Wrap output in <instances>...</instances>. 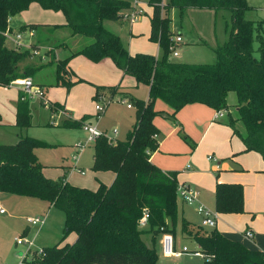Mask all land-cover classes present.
Instances as JSON below:
<instances>
[{
	"label": "trees",
	"instance_id": "1",
	"mask_svg": "<svg viewBox=\"0 0 264 264\" xmlns=\"http://www.w3.org/2000/svg\"><path fill=\"white\" fill-rule=\"evenodd\" d=\"M61 12L64 26L31 24L20 31L47 28L51 32L66 27L72 36L88 39L89 43L70 57L50 64L55 66L56 86L69 90L84 82L67 80V66L72 57L82 56L92 63L110 60L123 76L134 79L136 87H148L146 100L129 94L123 100L135 109V122L124 141L100 138L93 144V172H111L115 175L110 186L99 183L91 191L59 180L46 178L34 150L53 146L30 137H20L13 146H0V193L39 200L64 214V228L59 244L42 249L33 264H160L154 248L142 240L152 236L175 233L178 221L177 174L163 172L150 162L158 148L156 117H170L188 105L199 104L216 112L225 111L227 126L244 145V152L258 153L264 161V21L251 20L252 11L246 0H147L153 9L150 18L149 42L158 44L161 58L148 54L131 55L120 38L108 31L103 23L122 20L132 7L119 0H0V87L7 88L17 79L33 78L44 66L23 67L31 55L5 47L8 19L27 11L30 5ZM171 9L181 17L188 9L225 11L230 16L228 39L214 52L211 64L195 65L171 58ZM35 50V49H34ZM119 87L96 88L94 101L102 110ZM236 96L234 112H229L228 95ZM18 100L16 127L29 128V103ZM105 99V100H104ZM157 101L171 109L170 114L155 110ZM99 111L96 119L101 117ZM78 121L65 120L61 127L80 128ZM241 123L242 130L235 124ZM194 144L191 149H194ZM149 215L147 229L141 228L143 214ZM215 212L219 214L244 213L243 188L238 184H220L215 188ZM167 221L171 223L168 228ZM181 233L192 236L204 256V264H264V253L247 249L216 230L194 229L185 220L180 221ZM74 233L73 244L61 243Z\"/></svg>",
	"mask_w": 264,
	"mask_h": 264
},
{
	"label": "crops",
	"instance_id": "2",
	"mask_svg": "<svg viewBox=\"0 0 264 264\" xmlns=\"http://www.w3.org/2000/svg\"><path fill=\"white\" fill-rule=\"evenodd\" d=\"M135 2H137L136 5H134ZM130 5L135 6L136 10H141L142 14L144 15L149 12L150 20L153 9L147 5V0H134ZM251 8L252 11L246 14V18L251 20H263L260 16H256L254 9L258 11L257 8H254L253 6H251ZM52 12L53 11L41 9L37 4H32L27 11H24L8 19V27L5 34V47L7 49L16 50L19 52L29 51L31 55V57L29 58L30 61L34 59L33 56L39 57L42 50H45V56L42 57V62H40L39 65L33 66L32 63H24L21 65V67H46V64L49 65V60L51 61L52 58H54L56 61L68 58L72 53L79 51L83 46L89 43L88 39L82 38L80 36H72L71 32L70 38L65 40L66 42L49 41L51 37H53V33H55V31L57 30L67 29L68 31H70L66 27L56 29L52 32L44 27L39 28L35 31H20L21 27L31 24L47 25L51 27L64 26V15ZM103 25L105 27V22L103 23ZM170 29L173 32L171 24ZM107 30L110 31L109 29ZM23 34L28 35L27 41L25 43L21 42ZM173 34L174 36L181 37L180 33L173 32ZM149 35L150 31L146 35L147 39L149 38ZM17 44L21 45L19 49H17ZM21 48L23 50H21ZM127 51L131 55L138 52H143V50H133L132 47H129ZM151 54L152 56H154L153 53ZM180 56V52H178V56L173 59L177 61ZM41 69H39L38 71H41ZM67 72L71 77V82H75L77 79L84 81L82 83L73 85L70 90L79 84L86 83L92 84L93 90H95V92L96 88L118 86L119 95L123 96L125 94H129L130 96L139 100H146L148 97V87L143 85H139L136 87L134 79L128 76L124 77L122 72L119 71L110 60H104L100 63H92L82 56L72 57L68 62ZM33 78L32 80L34 85L40 88L39 84L35 83ZM141 86L145 87L146 94L145 96L140 94L141 97H136V92L140 89ZM2 93H10L11 96L9 97L8 104V101H6L4 106L0 105V126L3 127L9 125L16 127V105L18 100L20 99V88L13 84L7 88L0 87V95ZM231 94L232 93L228 95V101L231 103L228 104V108L229 112H234V108L232 109L231 107H234L236 104V96H231ZM55 104H57L66 112L65 116H62V123L66 119H70V121H77L72 120L64 105H61L59 103ZM127 109L135 110L133 107ZM168 110L169 112H162L170 114L171 109L168 108ZM217 113L218 112L204 105L193 104L185 106L178 113H176L175 121L166 116L159 118L156 117L153 121V124L156 129L158 128V133L156 135L158 148L154 153L151 154L150 162L163 172H175L177 174L176 179L179 186L184 185L188 186L190 189H192V187L194 188L193 190L197 193L198 197L196 202L193 205L189 206H193L195 208V213L197 206H203L206 209L215 212V188L218 183L241 185L243 188L244 213L219 214L215 212L217 215L215 228L203 230H216L224 237L232 241L241 243L249 250L264 253V161L258 153L244 152V145L242 141L237 136H235L232 133V130L227 126L226 112H219L222 116L216 119L215 115ZM90 118L91 119L87 121L88 123H91L92 117L90 116ZM49 126H51L49 122L33 124L31 115L30 127L21 130L18 128L21 134L17 136V142L20 137H23L22 132H24L25 130H28L32 127L49 128ZM132 126L133 125H131V127ZM159 133L161 135H159ZM159 136H162L160 140ZM182 136L185 143L181 140ZM193 144L195 147L192 150L191 146ZM50 145H52L53 147L57 146V144ZM190 149L192 151L191 153ZM41 150L42 149H36L34 150V153L39 163L42 165L43 175L46 178L51 179L53 177L45 174L46 166L40 161ZM93 155L94 151L92 145V158L91 165L89 167L90 169L93 165ZM209 156H213L216 159L215 164L207 160ZM80 157L81 155H78L75 160L73 159V164L71 165H65L63 161H61V165L59 167L63 169V174L61 172L62 175L58 178V180L64 177L66 182L71 186L85 188L91 191L97 190L99 183L103 182L102 184H104L105 186H110L113 183L115 175L111 172H107L105 173L106 176H104L101 181H98L97 187H94L93 185H90L89 187H80V185L75 184L73 180L76 177V173H80L83 176L85 175L84 171H82V167L80 166ZM93 174L97 176L103 174V172H93ZM51 180L56 181V179L54 178ZM2 195L10 197L9 199H13L18 205L21 203H28L27 201H25L28 199L24 197H17L7 194ZM30 199L31 198H29V200ZM40 203H42V201ZM43 205L45 208L48 207V209L54 208L52 205H49L45 202H43ZM183 211V204H181L178 198V221L175 225V233H170L175 242V250L180 251L183 247H186L188 251H197L199 250L198 246L193 243V246L190 247V245L187 244L189 240L182 236L184 234H182L180 230V221L185 220L189 223L190 228L194 229L196 227H200V217L196 213L199 218V223L198 225L193 226L187 220V218H185ZM48 213L49 211L46 213V216H48ZM5 214L0 216H5ZM24 221H26V219H24ZM166 223L169 227L171 226V223L169 221H167ZM30 227L31 226L26 222L24 225L18 224L14 230L15 236H27ZM145 227L148 228L147 223L141 226L142 229H147ZM246 231H250L252 233L251 239L245 237ZM71 234H73V237L70 240L73 241H70L71 243H61L60 246H63L64 244L71 245L75 242L76 235L74 233ZM69 236L67 237L68 239ZM162 236L163 234H157L154 236H152L151 234H145L142 236V240L144 241V243L148 247L154 248L158 257V262L160 264H204L203 257L192 256L189 253H184L178 258L163 256L161 246Z\"/></svg>",
	"mask_w": 264,
	"mask_h": 264
},
{
	"label": "rangeland",
	"instance_id": "3",
	"mask_svg": "<svg viewBox=\"0 0 264 264\" xmlns=\"http://www.w3.org/2000/svg\"><path fill=\"white\" fill-rule=\"evenodd\" d=\"M119 1L131 4L134 0ZM247 2L249 5L257 8L258 11L254 9L256 16H260L264 20V0H247ZM164 3H166V0H164ZM55 13L62 14L61 12ZM169 13L173 32L180 33L183 40L177 46V50L181 55L177 61L195 65L213 63L215 60L213 51L228 39V31L230 28V16L228 12L188 9L183 17L180 16L179 11L176 9H171ZM149 17V12L146 15L141 14L136 22L132 24L121 19L118 21H106L105 27L117 35L127 49L132 47L133 50H143L144 52L138 53L150 55L153 53L155 57L161 58L162 51L158 44L149 42L146 37L150 31ZM27 36V34H23L22 43L27 41ZM68 38H70V31L60 29L53 33V37L49 41L66 42L65 40ZM21 50L23 49L21 48ZM44 52L45 50H42L39 57L33 56L34 59L31 61L28 59L25 63H32L33 66L39 65L42 62V57L45 56ZM66 78L71 81L68 72ZM33 79L35 83L39 84L40 89L44 93L41 99L26 98V101L30 105L33 124L49 122L51 126L49 128L32 127L22 132L23 137L39 138L38 140L48 144H57L55 147L40 151V161L46 166L45 174L58 180L63 174V169L59 167L61 161L65 165H71L73 164V156L77 158L78 155H81L80 166L85 175L76 173L73 181L75 184L80 185V187H89L90 185L97 187L98 181H101L107 172L96 176L89 168L91 165L93 144H86L87 133L81 128L83 124L88 123V120L84 121L80 128L61 127L62 116H65L66 112L55 103L64 105L72 120L78 121L84 116H91L92 126H96L111 141H124L126 139L131 125L134 123L135 110H128L126 101H123V96L119 94L114 95L108 102L106 109L102 110L99 103L93 100L95 90H93L92 84H79L71 90L69 89L70 91L64 87L56 86L55 66L50 64V60L49 65L46 64V67H43L41 71L35 73ZM136 94V97H141L140 94L145 96V87L141 86ZM10 96V93H2L0 95V105L4 106L6 101H8V104ZM23 96L24 94L20 90V97ZM231 96H234V94L232 93ZM228 104L231 103L228 101ZM154 108L157 111L169 112V107L161 101H157ZM231 108L233 109V107ZM100 110L103 111V114L99 120H96V115ZM235 127L242 130L241 123L239 122L235 124ZM20 134V131L15 126H0V146L15 145L17 143V136ZM159 135L161 134L159 133ZM161 137L159 136V140ZM181 140L183 141V136ZM9 198L6 195L0 194V206L7 213L5 216H0V264H18V254L25 252L26 247L15 245L14 240L20 236H15L14 230L18 224L24 225L25 222L27 223L28 218L43 217L44 219L45 217L44 225L41 228L31 226L29 229L27 237L33 241L32 256H34L35 252L33 249L42 250L43 248L52 247L60 243L65 221L62 212L55 208H45L43 202L40 203L41 201L38 200H29V198H27L28 200L19 199L25 200L28 203L18 205L15 203L16 201ZM179 200L183 204L185 218L193 226L198 225L199 218L195 213V208L183 203L180 197ZM48 211V216H46ZM170 227L168 226V228ZM72 235L69 236V239H65L63 243H71L70 241H73L70 240L73 237ZM182 236L189 240L187 244L192 247L194 243L192 236Z\"/></svg>",
	"mask_w": 264,
	"mask_h": 264
},
{
	"label": "built area",
	"instance_id": "4",
	"mask_svg": "<svg viewBox=\"0 0 264 264\" xmlns=\"http://www.w3.org/2000/svg\"><path fill=\"white\" fill-rule=\"evenodd\" d=\"M137 2L134 3V5H136ZM132 8L128 11H126L123 14L122 20L127 21L129 23H134L136 22L137 18L139 17V15L142 14L141 10H136L135 6H131ZM19 38V36H18ZM172 45L170 46V51H171V57L172 58H176L178 56V50H177V46L180 45V43L182 42V39L180 36H174L171 39ZM21 47L20 44H17V49H19ZM13 85L17 86L18 88H20V90L23 92L24 96L21 98V101H25L26 98L28 99H41L44 96L43 91L34 85L33 80L29 77L27 78H20L15 80L14 82H12ZM105 100V99H104ZM124 101V100H123ZM127 108H130L131 106L129 104L126 105ZM221 113H217L215 115V118L218 119L219 117H221ZM100 117H98L97 119H99ZM82 130L84 132L87 133V138H86V144H94L98 139L100 138H106L107 140H110L109 138H107V136L103 133L100 132L98 130V128L96 126H92L91 123H86L82 125ZM111 141V140H110ZM81 147V146H79ZM73 159H76V156L73 157ZM208 161L212 162V163H216V159L213 156H209L207 158ZM177 196L178 198L180 197L182 199V202L187 204V205H193L196 200H197V193L190 189L188 186H178L177 188ZM196 213L197 215L200 217V227L202 229H213L216 226V213L212 212L208 209H206L203 206H197L196 207ZM5 214V211L0 207V215ZM149 215L147 212H145L143 214V217L141 219V226L145 225L148 221ZM27 223L30 226H36L38 228H41L44 225V219L43 217H36V218H28L27 219ZM245 237L251 239L252 237V233L250 231H246L245 232ZM15 245L16 246H25V252L20 253L21 255L18 256V264H33L34 260L38 257H40L42 250H36L33 249L34 252V256H32V247H33V241L30 240L26 235L24 236H20L18 238H16L15 240ZM162 253L163 256L165 257H173V258H178L180 257L182 254L184 253H189L192 256H200L203 257L204 256L200 253L199 250L197 251H188V249L186 247H183L182 250L180 251H176L175 250V242L174 239L172 237V235L170 233H163L162 236Z\"/></svg>",
	"mask_w": 264,
	"mask_h": 264
},
{
	"label": "water",
	"instance_id": "5",
	"mask_svg": "<svg viewBox=\"0 0 264 264\" xmlns=\"http://www.w3.org/2000/svg\"><path fill=\"white\" fill-rule=\"evenodd\" d=\"M21 254L19 253L18 256H20Z\"/></svg>",
	"mask_w": 264,
	"mask_h": 264
}]
</instances>
